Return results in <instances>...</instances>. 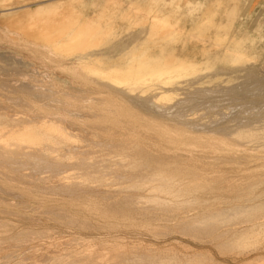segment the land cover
Masks as SVG:
<instances>
[{
    "label": "rangeland",
    "instance_id": "374dc122",
    "mask_svg": "<svg viewBox=\"0 0 264 264\" xmlns=\"http://www.w3.org/2000/svg\"><path fill=\"white\" fill-rule=\"evenodd\" d=\"M49 1L59 4L63 15L76 14L80 21L92 24L105 23L101 15L111 11L112 3L121 4L119 10L127 19L115 20L118 38L104 49V58L112 65L132 45L149 37L150 23L159 30L156 39L170 43L176 56L193 57L195 65L203 59L210 64L196 78L188 79V86L177 82L159 85L153 91L134 88L132 93L117 81L84 75L68 58L70 53L52 52L56 46L45 38L51 36L43 30L40 31L46 36L38 34L35 20L25 16L12 28L17 14L3 15L7 7H13L14 12L29 11ZM159 12L167 17L157 18ZM5 19L9 20L7 25ZM0 23V115L14 119L15 130L21 124L52 122L63 133L70 131L73 141L78 139V144L74 141L71 147L72 160L76 161L71 160L67 168L49 170L44 166L39 170L32 162L7 163L0 159V264H131L130 258L159 254L196 256L201 264H259L253 259L264 255V241L257 250H221L219 243L224 238L220 234L227 227H205L208 230L198 232L200 228H194L187 219L228 207L231 204H226L227 195L249 192L250 185L262 179L264 186V155L260 147L247 142L234 146L228 137L237 130L264 125V0H3ZM7 26L31 40H18ZM33 29L39 38L32 37ZM238 39L245 41L235 48L233 56L242 60L226 62L223 59L227 47ZM150 56L152 61L160 57L155 53ZM209 76L218 81L208 80ZM202 78L215 84H205ZM157 96L170 100L161 102ZM142 158L143 162L139 160ZM134 160L138 163L134 164ZM145 160L148 164L164 160L165 171L175 166L171 173L190 171L199 182L215 181L212 194L218 199L209 201L204 196L198 206L189 203L186 208L183 204L170 208L144 206L137 200L146 193L131 192L132 188L125 191L124 183L131 178L149 182L152 169H142ZM91 163L90 170L97 176L89 184L90 171L84 170H89ZM110 178L115 180L112 186L117 182L118 188L108 186ZM95 180H102L101 185ZM91 181L95 184L91 185ZM262 186L252 189L256 192ZM125 209L131 213L123 215L121 211ZM185 220L191 226L186 227ZM235 227L242 226L229 230ZM228 232L223 235L225 240Z\"/></svg>",
    "mask_w": 264,
    "mask_h": 264
},
{
    "label": "bare ground",
    "instance_id": "6f19581e",
    "mask_svg": "<svg viewBox=\"0 0 264 264\" xmlns=\"http://www.w3.org/2000/svg\"><path fill=\"white\" fill-rule=\"evenodd\" d=\"M0 1H3V0H0ZM120 5L121 4H119V3L117 4L116 2L112 3L111 7H110L111 11L108 14L101 15L103 18H105V20H104L105 23H103V24H100V23L92 24L89 22H82L79 19L80 17L76 14L75 15L74 14L63 15L61 12V9H60V5L55 4L54 2H50L47 4L43 3L42 5L39 4V6H37V8H34L33 10L31 9L29 11H22L21 9H19V11L14 12L15 10H13V7H9V8L7 7L6 9H4L3 15L8 16L10 14H17L16 17L14 18V22H12L13 23L12 28H14L15 22H21L25 18V16L26 17L28 16V19L30 21L35 20L34 21V22H36V23H34L35 24L34 25L35 31L37 30L36 32H38V34H40L41 36H43L44 34H48V33L51 36V37H49V36L44 35V36H46L45 38L47 40L45 38L44 39L46 41H49L47 43H50L51 41H53V43H54L53 45L56 46L55 49H52L53 53H59L60 54L61 52H64L65 54L67 53V55H68V53H70L71 56L69 55L68 58L72 59V61L74 60L73 62L75 63L76 67H78L80 69L79 71L85 72V74L82 72L84 75H86V73H87L89 75L95 76L96 79L98 78L101 81H112V80L117 81V83L120 84L122 88L124 87V90L127 89L125 91L129 90L131 92L134 88L135 89L139 88L140 91L146 90V89H149V90L151 89L153 91L155 89V87H157L159 85L172 86V85H175V83H177V82H180L181 84H185L188 86V85H190V81H191L190 80L189 83H187L188 79L191 78L193 80L194 78L197 77L196 75H197V73H199L201 71V69L207 68L209 66L210 62L206 63L205 62L206 59L200 60L199 64L195 65L196 63L195 62L193 63L192 62L193 60H191L193 57L181 58L179 56H176L174 54V52L172 50H170L171 49L170 43L165 42V44H163V42H161L162 40L159 41L156 39L157 36H159V32H158L159 30L157 28V25H155V23H150V28H148L149 29V31H148L149 37H147L145 41H143L141 44L136 43L135 45H132V47H130L129 50H127L124 54H122L119 57V59L115 62L114 65H112L111 62L107 63V61L104 58L105 57L104 56L105 55L104 49H105V47H107L108 43H110V42L113 43V41H115V39L118 38L116 36L117 32H115L116 23H117V22H115V20L118 19L119 21H125L127 19L125 17V14H123L119 10ZM21 6H23V5H21ZM28 8H29V6H28ZM159 13L160 14L158 15L157 18L165 19L167 17L166 14L161 13V12H159ZM3 15H2V17H3ZM8 18H10V17H8ZM7 19H5V21ZM12 20L13 19H11V21ZM8 21H6L5 24L8 23ZM47 21L48 22L58 21L59 23H56L53 25V22L48 23ZM9 26H11V25H9ZM7 27H5V28H7ZM10 28L8 27L7 29L10 30L11 33L15 34V37H17L18 40H20V41L21 40L22 41L31 40L30 38H24V36H22L19 32L13 31V29H10ZM28 28L32 29L31 27H28ZM40 30L46 31V33L43 34V33H41ZM56 30L58 32H56ZM32 32H34V29ZM33 35H32V37L37 36V35H35V32ZM41 38L43 39V37H41ZM35 39H37V38L35 37ZM244 41H245V39H238L237 41L232 43L231 46H228L226 49V54H225L223 60H225L226 62H228V61L231 62L233 60L234 61H238V60L241 61L242 60L241 57L239 59H235L233 55L235 53V48ZM50 51H51V49H50ZM164 52H168V54H163ZM152 53L153 54L155 53L156 55L158 54V56H160V57H158L157 60L152 61L153 57L150 56ZM154 57H157V56H154ZM59 58H61V57H59ZM160 58L164 59V61L160 60ZM206 61H208V60H206ZM202 79H204V78H202ZM207 79L210 81L212 80L215 83H216V81H218L217 79L213 78V76H211V77L209 76V77H207ZM205 80L206 79H204L203 82ZM199 82H201V81H199ZM195 83H196V81H195ZM204 83L206 84L208 82H204ZM215 83L210 82L208 84H215ZM201 84L202 83H200L198 85H201ZM153 98L155 99V97H153ZM156 100H159V101L161 100V102H162V101H166V100H170V99L168 97L157 96ZM14 123H15V120L12 119L11 117H7V116L2 117L0 115V159L8 160V161H6L7 163L17 162L18 164H21V163L24 164V163L32 162L37 167V169H39V170H41V167H44V166H46V167L49 166V170H50V168L55 169V168L61 167V166L64 168H67L68 166H71V163L75 159L74 158L72 160V158L74 156L71 153V151H72L71 147L74 146L75 142L78 144V142L76 141L78 139L75 140V138H74V141H75L74 142L73 139L71 137H69V135H68V133H71L70 131L68 132V130H67L66 131L67 133H63L64 131L62 132L60 130L62 128L57 127V125L55 126V124L52 125L51 124L52 122H50V124L52 126L50 124L49 125H46V124H35V125H26L25 124V125H23L20 123L21 126H19V128L17 130H15L16 128L13 129V126H12ZM228 137H230L229 139H230L231 145H234V146H238L239 142H245V143L247 142V143H251V144L257 143V145H254V144L253 145L256 147L257 146L260 147V149L263 152V154H261V155H264V125L259 126V127L250 126L247 129L244 128L242 130H237L234 133L229 134ZM175 142L181 143V141H178V140H175ZM20 144H22L24 146L21 147L22 145L20 146ZM75 147H76V144H75ZM79 147H81V146H79ZM19 149H21L20 150L21 152L19 151ZM256 149H259V148H256ZM261 150H258V151L260 152ZM78 159H77L76 163H79ZM174 159L176 160V158H174ZM71 160H72V162H70ZM139 160L142 161L143 158L139 159ZM75 161H76V159H75ZM146 161L147 160H145L144 163ZM167 161H168V159H167ZM167 161H165L166 164H167ZM171 161L172 160H170L168 162L172 163ZM82 162L83 161H81V164H83ZM134 162H135V160L133 161V163ZM155 162H158V161H155ZM163 162H164V160L162 161V163ZM175 162L178 163L177 161H175ZM76 163H73V164H76ZM102 163H103V161H102ZM135 163H138V160ZM162 163L161 164H159V163L153 164V162H151L150 164H152V165L145 163L144 166L142 164H140L143 166L142 169L146 168V167H149L152 169V172L148 174L149 175L148 180L150 179L149 182H147V183L143 182L144 178H138V179L131 178L130 182L124 183L125 186L123 185V183L121 184L122 186L126 187V190H125V188L122 190L128 191L129 189L131 190V188H132L134 190H132L131 192H133L135 190H136L135 192H137V191L143 192V193L145 192L146 194H141L142 196L140 195L141 196L140 198L138 197V195H137L138 193H137L135 196L137 198H135V199L139 198L137 201H140L139 203H141V204L144 203V206H153V207L155 206V207H159V208H166V207L170 208L169 206H172V205H174V206L180 205L181 206L182 204H183L182 207L186 208V204H189V203L191 204V206L194 203H195L194 205L198 206L197 203L198 202L200 203V201L203 199L204 196H208V198L211 199L209 201H212V200L216 201L218 199V197H216L215 195L212 194L216 189V187H214L215 181L212 182V180H210L211 182H209V180L207 179L205 181L202 180L203 182L202 181L199 182V181H197V178H195L196 175L190 173V171H189V173L187 172V173L183 174L182 173L183 169H182V171L179 170L181 173H177V172H179L177 170H175L177 172L174 171V173L173 172L171 173V170L173 171V169H175V166H174V168L167 169L168 170V172H167L164 170L165 167L163 166V164L165 165V163H163V164ZM182 163L181 164L179 163L180 167L181 166L184 167V164L182 165ZM134 164H133V166H134ZM173 164H174V161H173ZM6 165H8V164H6ZM167 165L169 166V164H167ZM77 166H80V165L78 164ZM77 166H75V167H77ZM90 166H92V163H91V165H89V167ZM96 166H97V164H96ZM96 166H95V168H97ZM168 166H167V168H168ZM75 167L73 166V168H75ZM98 167H100V166H98ZM105 168H107V167H105ZM129 168H131V167L128 166V169L127 168L126 169L130 171ZM135 168H137V165ZM179 168H177V169H179ZM71 169L72 168H70V170ZM78 169H80V168H77V171L75 169V171L80 173L78 171ZM81 169H83V168H81ZM90 169H91V167L89 168V170H87V169L84 170V171H90L89 172L90 175L88 178H91V179H88V182H89V180H93L92 178L94 175L97 176L95 173L96 171L94 172L95 174L93 175L92 174L93 172H91ZM109 169H108V171H109ZM137 169H139V168H137ZM1 170H2V168H0V171ZM70 170H69V172H70ZM127 170H125V171L127 172ZM133 170H135V169L133 168ZM61 171H63V170H61ZM72 171L73 170H71L72 174L71 173L70 174L74 175V173ZM84 171L82 170V172H84ZM92 171H94V169ZM102 171H103V169H102ZM102 171H101V173H103ZM98 172H99V170H98ZM113 172H114V170L112 171V173ZM183 172H186V170ZM130 173H131V171H130ZM139 173H141V172H139ZM106 174H108V172ZM67 175H64V176H66L68 179H70L68 177L70 175H68V176ZM113 175L115 176V174H113ZM81 176L82 175L79 174V177H81ZM66 177H64V178L66 179ZM70 177H72V176H70ZM79 177H78V179H79ZM82 177H84V175ZM109 177H110V174H109ZM116 177L117 176H115V178L114 177L113 178L116 179ZM138 177H140V176L138 175ZM141 177H142V174H141ZM85 178H87V177H85ZM85 178H83V179H85ZM97 178L95 177V179H97ZM101 178H104V177H101ZM101 178H99V179H101ZM106 178H108V176H106ZM113 178H110L111 181L110 180H108V181H110V183L112 181H115V180H112ZM25 179H27V178H25ZM76 179H77V176H76ZM117 179H119V178H117ZM117 179H116V181H119ZM145 179H147L146 175H145ZM28 180H30V179H28ZM73 180H75V178ZM120 180H124V178H122V179L120 178ZM15 181H17V180H15ZM80 181H83V180H80ZM85 181L87 182V180H85ZM95 181L96 182L100 181L99 185H101L102 180H98V181L95 180ZM258 181L259 180H257V182ZM65 182H66V180H65ZM103 182H105V181H103ZM253 182H254V179H253ZM93 183L95 184V182L93 181L91 185H93ZM106 183H104V184H106ZM114 183H113V185H114ZM80 184H81V182H80ZM84 184L86 185V183H84ZM89 184H90V182H89ZM89 184L87 185V187L89 186ZM107 184H108V186H110V188H112V187H115L117 185V182H116V185H114V186H112V183H111V185H109V183H107ZM262 184H263V179H262V182L260 181L258 183H254V184L250 185L251 187L249 189H247V187H246L247 190H250L249 192L240 191V189L237 187V189H239L240 192L237 193V191H236V194L231 193V195L229 194L230 196H228V195L226 196L227 199L230 201V202L228 201V203L226 202V204H231L228 207L223 208V209H219V210L218 209L217 210L212 209L213 211H211L209 213L207 212V214H205V213L203 214L202 212H201L202 214H200V213H198L197 215L195 214L196 216L190 214L193 218H188V216H186L188 218L187 220L192 221V223H193L192 226H194V228L195 227L200 228L199 231L197 229L198 232L204 231L203 228L205 229V227H207V228L210 227V229H211V227H213L214 230H215L214 227L217 228L216 230H219L221 228L223 229L224 227H227L228 229H226V230L224 229L223 230L224 232H222L223 234L222 233L220 234V235H222V238H224V242L219 243V244H221L219 246V247H221L220 248L221 250L226 251L225 248H227V249L230 248V250H232V249L233 250H235V249L236 250H238V249L243 250V248H254V250H257V248L259 247L258 244L263 243V241H264V186H262ZM81 185H83V184H81ZM121 185L119 183V186H121ZM106 186H104V187H106ZM260 186H262L263 188H261V190L259 189L256 192H254L255 189H252L254 187L258 189ZM116 188H118V185L116 186ZM127 188H129V189H127ZM246 189L244 188L243 190H246ZM67 191H68V189H67ZM129 193H130V191H129ZM226 194H228V193H226ZM223 196H225V195H222V197ZM222 197H220V199ZM227 199H225V200L227 201ZM130 200H131V198H130ZM134 200H131V201L134 202ZM204 200H205V198L203 199V201ZM137 201H135L134 203L137 204L136 203ZM132 202H131V204H132ZM184 204H185V206H184ZM226 204H225V206H227ZM200 205H202V204H200ZM189 207L190 206H188V208ZM222 207H224V206H222ZM129 212L128 211L126 212V209H125V211H121V213L123 215L124 214L125 215L130 214L131 212L130 213ZM183 218H185V217H183ZM187 220H185V222ZM182 223H184V220L182 221ZM190 224L187 225V222H186V227L189 226ZM240 224L242 227H239L237 229L235 227V229L232 228L231 230H229L231 227L238 226ZM184 229H182V230H184ZM205 230H208V229H205ZM187 231H189V230L187 229ZM228 231H230V232H228ZM205 232H208V231H205ZM227 232H228V234L230 233V235H227L226 236L227 240H225V237H223V235L225 236V234H227ZM219 237H221V236H219ZM219 240H221V239H219ZM261 250H262V252H264V247H262ZM142 256H145V255H142ZM146 256L145 257L138 256V257L130 258L128 260H131L130 261L131 264H198L201 262L200 260H199L200 262L198 261V258L195 259L196 256L194 258L193 257L186 258L185 256L181 257L179 255L178 256L177 255L176 256L175 255L174 256H172V255L165 256V255H160V254L157 256L156 255L152 256L150 258L148 256L147 257ZM202 257H204V255ZM204 258L206 259V257H204ZM204 260L202 261L203 263H204ZM253 261H257V262H259V264H264V255L263 254L258 255L255 259H253ZM206 262H208V261H206Z\"/></svg>",
    "mask_w": 264,
    "mask_h": 264
}]
</instances>
